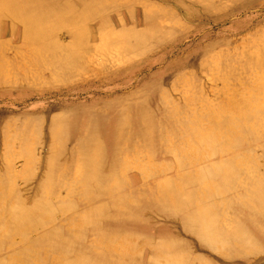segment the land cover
I'll return each instance as SVG.
<instances>
[{"label": "bare ground", "instance_id": "bare-ground-1", "mask_svg": "<svg viewBox=\"0 0 264 264\" xmlns=\"http://www.w3.org/2000/svg\"><path fill=\"white\" fill-rule=\"evenodd\" d=\"M73 1L0 0V22L4 18L11 26L21 24L20 30L12 31L0 23V76L8 65L17 81H29L30 73L34 86L69 84L91 64L92 56L108 62L113 54L120 56V52L140 46L160 30L183 29L184 21H196L201 27L226 24L216 36L237 32L250 17L226 20L244 8L264 3ZM89 18L95 22L88 28ZM59 29L63 31L56 33ZM7 34L10 40L2 39ZM197 35V39L209 36L208 31ZM249 37L250 45L239 54H221L224 60L218 57L217 63L227 74L221 79L223 86L228 88L230 77L232 88H228L231 95L220 93L224 98L212 108L189 104L193 98L204 100L195 84L186 92L190 100L182 106L166 96L156 111L144 101L131 102V123L128 111L118 103L124 99L121 97L97 106L41 104L39 109H45L38 114L41 119L52 114L49 132L55 142L61 135V146L72 140V162L60 165L58 157L52 156L39 196L28 202L10 188V178L1 184L0 259L6 258L10 264L17 260L19 264H208L204 254L195 251L247 259L252 243L264 242V27ZM18 39L21 43L14 45ZM218 44L208 42L203 47L212 50ZM22 48L25 51L20 53ZM7 49H13L11 57L5 55ZM200 64L207 66L206 61ZM29 120L17 133L23 134L22 139ZM128 126L137 138L134 141L124 132ZM138 147H147L150 163L138 166L137 186L133 178H123L120 172L135 159ZM130 153L129 161L126 155ZM159 158L172 159L174 164H157ZM165 166H170L173 175L160 177L166 172L159 167ZM184 168L189 170L181 171ZM76 174L79 177H73ZM150 175L159 177L154 185L144 180ZM172 176L176 179H169ZM61 189L69 198L60 197ZM6 196L13 197L12 201ZM78 207L82 212L65 214ZM155 214L162 217L161 230L155 229L150 216Z\"/></svg>", "mask_w": 264, "mask_h": 264}, {"label": "rangeland", "instance_id": "rangeland-1", "mask_svg": "<svg viewBox=\"0 0 264 264\" xmlns=\"http://www.w3.org/2000/svg\"><path fill=\"white\" fill-rule=\"evenodd\" d=\"M68 1L72 2V0ZM149 1L154 4H161L157 0ZM73 2H77V0ZM234 5L235 3L229 5L227 8H232ZM108 14L114 15L111 12ZM246 14L250 18L245 21L243 29L237 32L216 36L217 31L220 28H224L226 24H211L209 27L206 25L201 27L200 23L196 21H184V24L182 23L181 25L183 29L180 30L179 27H175L177 30H172L169 33H162L164 30L157 31V35H152L140 43V46H134V49L128 51H119L120 56H114L113 54L111 60L108 62L101 61L102 59L99 56H92L93 60L89 62L91 64L85 65L82 74L78 76L79 78L68 82L69 84H66L67 82H55L50 84L51 86L43 84L34 86L31 84V75L33 74L30 75L29 73L27 75L29 81H17L11 70L12 68L8 65L5 66L3 75L0 76V186L3 182H6V178H10V188L17 195L20 194L21 197L26 198L25 200L28 202L32 198L39 196L40 183L46 177L49 160L52 156L58 157L60 165H69L72 162L69 156L73 147L72 140L68 141L65 146H61L59 144V141L63 139V135H61L58 142H55L54 137L49 132L52 114H44V118L42 119L38 115L45 111L42 107L49 104L53 103L55 105L60 103L61 105L69 106L82 102L86 105L97 106L101 103L115 99L118 100L121 97L124 99L118 103L120 105L123 104L122 107L128 111V117L130 116L129 122L131 123L133 117L129 111L131 102L144 101L148 104H146L148 108L156 111V109L162 106V96H166L171 99L170 102L174 105L179 104L182 106L185 101L190 100L186 98V95L190 93L186 94V92L190 91L191 86L195 84L201 90L204 100L193 98L189 102L191 106L200 109L202 107L212 108L214 105H220L218 101L224 98L220 96V93L231 95L228 94L231 91L228 88H232V86L229 87L230 77L227 80L228 88L223 86L221 79L227 74L223 73L222 65L217 63L219 62L218 57L226 53L231 56L239 54L240 50L250 45L247 43L251 39L249 36L264 27V3L252 9L244 8L241 14L230 17L226 22L240 19ZM94 22V18H89L86 21L87 27L89 28ZM0 23H3L4 28H9L12 31H17L21 28V24L14 23L11 26L10 21L4 18ZM197 30L199 31L197 32ZM60 31L63 30L59 29L56 33ZM207 31L209 34L207 38L197 39L199 37L197 34H203ZM2 39L10 40V37L7 34ZM227 41L229 44H227ZM208 42H212V44L213 42H219V44L215 49L207 50L203 46ZM20 43V39H18L14 45H19ZM19 51L22 53L25 50L22 48ZM5 52L7 57H11L14 53L13 49H7ZM221 56L224 60V56ZM175 58L177 59L173 62ZM205 61L207 62V66L202 67L200 63H204ZM122 84L127 86L122 87ZM79 87L87 88L81 90ZM235 87H238V83ZM153 91L155 92L152 95ZM213 93H219V96L215 97ZM94 94H97L94 100L85 102L86 99ZM233 95L238 96V94ZM227 100H230V98L226 99L225 102ZM34 104H36V107H32ZM41 104L42 107L39 109ZM55 106L58 107V105ZM28 118H30L28 121L29 126H27V131L24 132V139H22L23 134L22 136L21 134L18 136L17 133L22 132L21 125ZM14 120H16V123H13ZM59 121L60 124L63 123L62 120ZM132 131L133 129H130L129 126L124 130L129 139L134 141L137 138L131 134ZM69 137L71 138V135ZM51 140H54V142H51ZM104 140L105 138L102 137L101 141ZM146 148H137L138 152L135 154V159L131 160L132 163L129 159H131L133 154H127L126 157H129L130 163H125V167L120 172V176L123 178H133L137 186L140 184L138 180V174L140 173L138 166L150 163L148 162V151H146ZM156 163H169L168 165H173L174 161L172 159L162 160L159 158ZM159 169L166 172L161 174L160 177L173 175L170 166L159 167ZM186 170H189V168L181 169L183 172ZM71 171L73 172L72 168ZM76 176L78 175L76 174L73 177ZM175 176L169 179H176ZM68 178L66 177L65 179ZM158 178V176L150 175L144 178V180H150L154 185L158 182ZM188 187L190 189V186ZM11 194L8 193L7 195ZM60 197L69 198L65 189H61ZM8 198L7 200L10 202L13 197ZM78 212H82L80 211V207L66 211L65 214L71 215ZM150 216L155 220V229L161 230L163 228L162 225H164L162 217L157 214ZM129 230L127 229L126 231ZM172 230L173 232H179L178 227H172ZM141 232L144 235H149L146 231L142 230ZM13 237L18 239L19 235L15 234ZM29 237L31 236L29 235ZM155 239L156 237H154ZM115 241L118 243L119 239ZM248 251L247 259L243 257L225 258L218 252H195L198 254L203 253L204 260L208 264H235L245 261L249 264H264L263 241H255ZM9 261L6 258L4 260L0 259V264H10ZM19 262L20 260H17L15 264H19Z\"/></svg>", "mask_w": 264, "mask_h": 264}]
</instances>
